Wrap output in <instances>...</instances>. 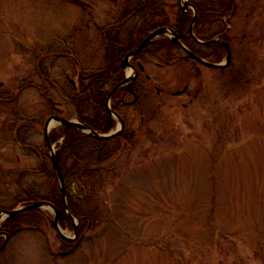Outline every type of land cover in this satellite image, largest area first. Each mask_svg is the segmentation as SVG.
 I'll return each instance as SVG.
<instances>
[{
	"label": "rangeland",
	"instance_id": "obj_1",
	"mask_svg": "<svg viewBox=\"0 0 264 264\" xmlns=\"http://www.w3.org/2000/svg\"><path fill=\"white\" fill-rule=\"evenodd\" d=\"M87 1L95 6L92 15L71 0H0V156L14 169L3 180L7 205L20 191L16 155L19 168L41 166L38 153L15 147V126L24 125L21 138L49 154L32 120L40 116L44 125L54 114L37 64L54 62L52 76L64 93L57 85L52 94L66 118L75 109L62 96H74L65 74L77 80L80 68L72 71L65 56L73 52L89 71L104 64L100 32L85 23L104 19L113 7ZM236 1L225 73L187 60L164 69L152 62L165 85L189 83L199 95L160 98L152 90L142 99L132 120L134 141L103 166L96 193L85 202L98 215L90 231L71 252L49 223L23 231L9 238L0 264H264V0ZM33 83L42 88H30ZM162 99L168 106H159ZM38 181L48 188V180ZM72 226L62 227L68 237Z\"/></svg>",
	"mask_w": 264,
	"mask_h": 264
},
{
	"label": "trees",
	"instance_id": "obj_2",
	"mask_svg": "<svg viewBox=\"0 0 264 264\" xmlns=\"http://www.w3.org/2000/svg\"><path fill=\"white\" fill-rule=\"evenodd\" d=\"M198 12V18L194 24V32L198 38L203 41L213 40L219 37L221 40L229 42L230 36L228 34V21H224L225 18L230 17L236 12L235 0H191ZM142 14L146 10L139 11ZM179 18L175 20L174 25H171L170 21L164 19L161 24L171 25L176 31L178 38L188 48H190L195 54L206 59H217L220 61L225 56V49L221 44L215 43L205 45L199 43L194 39L191 33V23L193 20V12L185 13L183 9L180 11ZM157 20L153 19L152 27L149 31L156 29L161 24H157ZM149 25L146 21L143 26L139 29V34L147 32V26ZM216 26L218 29L212 33V29ZM146 35V34H145ZM140 37L136 40V45L140 41ZM135 44V43H134ZM159 44L158 50L165 49L168 54V58L172 57V51L177 45L170 39H164L160 41H154L150 44L144 52L149 48H155ZM182 49L180 48V51ZM183 51V50H182ZM184 52V51H183ZM185 54V52H184ZM186 60L194 61L190 56L186 55ZM92 75V74H91ZM44 85L43 88L49 90V83H41ZM28 85L30 88H42L40 85L36 86ZM58 85V83H57ZM81 85V84H80ZM79 85V90L72 88L73 92H80L73 98L62 94L65 102H68L75 106L76 116L80 118L84 123L90 125L93 129L100 133L109 132L116 124V121L108 114L105 110V100L114 84H102L99 82L82 83ZM59 87V85H58ZM54 88L47 93L49 97L53 96ZM59 91H62V87H59ZM12 97H18L20 92L14 90ZM46 95V96H47ZM118 94H116L117 96ZM4 99L0 98V102L5 103ZM16 100L13 99L11 102ZM56 101V100H55ZM124 115L126 111H118ZM25 118V116L23 117ZM39 124L40 130H37L39 135L43 134L44 125L40 123V116H35L32 119ZM127 121V120H126ZM127 126L123 132L111 139H97L93 136L85 134L81 129L72 127L67 131L65 127L59 126L54 128L50 135V141L56 143V154L59 163L62 168L66 189H67V202L70 211L78 218H80V224L78 226L79 237L73 242H67L63 240L58 234L62 241L63 247H66L69 252L72 251L74 244L78 243L81 238L86 235L90 228L96 221L98 215L96 211L87 212L85 202L88 201L95 193L98 187L99 174L102 173L103 166L108 163L112 156L118 154L123 145L130 144L134 141L136 132L130 127V121H127ZM24 125L17 124L14 128L15 135L12 137V141L15 147L22 145V148H30L33 153H38L41 160V166L39 169H30L28 167H20V162L16 161L15 164L18 166L16 173V185L20 188L19 193L12 196L10 205L6 204L8 196L3 194L5 179L4 176L7 172L14 171L12 162L9 165L2 166L0 164V210L4 209H15L20 205H29L36 201H46L54 205L60 211V225L62 227H69L71 225V218L68 215L62 189L52 164L50 155L42 154V148L35 144L28 143L25 139L20 136V131ZM62 141L60 142V140ZM40 148V149H39ZM45 151H49L48 145L45 142ZM24 151V150H23ZM49 162L51 163H48ZM29 177H32L30 180ZM45 178L49 181L47 189H44L43 182H39V179ZM91 213V214H89ZM95 214V215H94ZM49 223L54 227L51 219V215L41 209H34L20 213L12 218L7 219L1 225L0 231L7 233L10 238L18 235L23 231H40L42 225ZM55 228V227H54ZM89 230V231H88ZM88 231V232H87ZM87 232V233H86ZM4 241V238L3 240Z\"/></svg>",
	"mask_w": 264,
	"mask_h": 264
},
{
	"label": "flooded vegetation",
	"instance_id": "obj_3",
	"mask_svg": "<svg viewBox=\"0 0 264 264\" xmlns=\"http://www.w3.org/2000/svg\"><path fill=\"white\" fill-rule=\"evenodd\" d=\"M181 2L180 0H107L106 4L109 5V7H113V11L105 13V16H103L104 19L100 21L94 20L92 17H89L85 23L87 29H90L92 28V26H94L100 32L102 42L101 44L105 52V60L103 66L97 69H92L91 71L85 70L82 67L81 62L76 57V55L73 54V52H70V54H67L65 56V58L71 59L73 61L72 63L74 64V68L72 69V71H75L77 66L78 68H80L77 74V80L73 79L71 71H68L65 74V78L70 83L72 88L76 89V87L73 86V81H76V83H78L79 85H82V83L89 82H99L106 85L114 84V86L111 88L109 94L106 97L104 105L105 110L116 121V124L113 128H117L118 123L115 119V115L117 114L124 121V129L127 126V121H130V127L135 129L134 125L132 124V120L136 116L138 105L141 104L142 99L146 97L152 90H154L156 96L160 98H162V96L167 93H169L173 97H180L183 95H193L194 97H197L199 95V89H196V91L192 94V91L189 89V83H185L181 87H168L164 84L165 79L163 76H156L152 73V62L154 63L156 68L164 69L166 67L179 65L180 62L186 61V56L184 52L182 50L180 51V46L176 42L174 43L177 45V47H175V49L172 51L173 56L170 58L166 56L168 52L165 49L158 50V47L161 46H159V44H157L155 48H149L146 50V52L143 53V51H145V49L154 41L170 39L167 35L160 36L154 39L152 42L146 45L145 48L138 55L131 56L126 59L128 54L136 50L137 47L141 44V42L152 32L167 27L173 29L171 25H174L175 20L179 18L178 16H180V11L182 9L185 13L193 12V15L196 14L193 7L194 3L191 0L186 3V7L182 6ZM234 2L236 4L237 11V1L235 0ZM70 3L76 7L88 10L89 15H92L91 10L95 9V6L91 5V3H89V1L87 0H71ZM143 9L146 10L144 14L139 12ZM233 15H231L230 18ZM153 19L157 20L156 25L161 24L164 19L169 20L171 25L161 24L162 26H159L156 29L149 31L152 27ZM228 19L229 17H227V19L225 18L224 21L227 22ZM146 21H148L149 23V25L147 26V32L144 34H139V29L143 26ZM230 28L231 27L228 28L229 31ZM138 37H140V41L136 45V40ZM229 43L231 45V38L229 40ZM41 55H44V53ZM208 60L211 61V63L220 64L223 62L224 57L220 61L212 58ZM192 62H195L196 64H201L203 66H209L216 70L219 69L222 71V73H225V71L230 68V66H210L196 60ZM54 68V62H52L51 65L48 64L47 67L42 68L41 66H39V64H37V75L41 82L50 84V91L54 88L53 91L54 93H56L55 88H57L58 79L55 76H52ZM198 72L200 73L199 68ZM173 81H176V79L174 78ZM116 86L119 87L110 98L109 105L111 112H109L107 100L110 93ZM38 89L40 88L38 87ZM184 89L186 90L184 92H181ZM49 90L47 87L42 90L41 93L46 96ZM73 93L75 96L80 92L76 91ZM116 94L118 95L116 96ZM53 96L55 97V95ZM46 98L48 100L53 99L52 96L49 97L48 95L46 96ZM68 104L70 107L75 109V114L71 116L67 115V117L69 119L78 118L76 116L77 110L75 106L70 103ZM166 104V100L164 101V99H162V102L159 104V106H168ZM53 109L54 114H64L61 103L54 104L53 102ZM118 111L126 112L124 115H122ZM4 143L5 141L1 139L0 145L1 147L5 148ZM16 157V161L20 162L19 155H16ZM0 164L2 166H5L7 164V159L3 158V156H0Z\"/></svg>",
	"mask_w": 264,
	"mask_h": 264
},
{
	"label": "water",
	"instance_id": "obj_4",
	"mask_svg": "<svg viewBox=\"0 0 264 264\" xmlns=\"http://www.w3.org/2000/svg\"><path fill=\"white\" fill-rule=\"evenodd\" d=\"M196 19H197V13L195 14V17H194V19H193V21L191 23V31H192V33H193V27H194V23H195ZM168 30H169L168 28H161V29H158V30L152 32L151 34H149L141 42V44L137 47L136 50H134L133 52L128 54L126 59L128 57L138 55L145 48L146 45H148L150 42H152L154 39H156L160 35H167L168 34L167 33ZM171 31L173 32V35H172L173 41H175L180 47H182L188 53V55H190L195 60H197V61H199L201 63H204L206 65L216 66V67H222V66L226 67V66L230 65V63L232 61V51H231L230 45L227 42L222 41V40H218V39L212 40V41H206V42L200 41L195 36V34L193 33V37L199 42H202V43H205V44L220 43V44H222L225 47V49L227 51V61L224 62V63H221V64H214V63L208 62V61L200 58L196 54H194L188 47H186L178 39L177 33L174 30H172V29H171ZM72 83L76 87H78V83H76V81H73ZM118 87L119 86H116L112 90V92L110 93V95L108 97L107 105H108V108H109V112H111L110 111V105H109L110 98H111L112 94L118 89ZM185 90L186 89L182 90L181 92H184ZM117 117L120 119L121 127L119 129H117L116 131L108 133V134H101V133L97 132L96 130L92 129L90 126L82 123L81 121L67 120V119H65V118H63V117H61L59 115H54V116L50 117L47 120L46 124H45V138H46V141H47V143L49 145V148H50V151H51V154H50L51 155V159H52V162H53L57 177H58L60 185H61L65 209H66L68 215L70 216V218L72 220H74V219L77 220V223L74 222V225H73V227H74L73 228L74 229V235H75L73 238L68 237L63 232V230L60 227V224H59L60 211H59V209L56 208L51 203L46 202V201H36V202H33V203L29 204V205H26V206H23V207H19V208L13 209V210H3V211L0 212V223L5 221V220H7V219H9V218H12V217H14V216H16V215H18L20 213H23L25 211L34 210V209H51L54 212L53 224H54L56 230L58 231L59 235L61 236V238H63L65 241H73V240L77 239L78 238V229L77 228H78V225H79V222H80V218H76L73 215V213L70 211V209H69L68 202H67V189H66V184H65L62 168H61V165H60L59 160L57 158L54 145L49 140V133L56 126V124H60V125H64L66 130H68V128H70V127H77L79 129H81L83 132H85V133H87V134H89V135H91L93 137H96V138H99V139H108V138H112V137L118 136L121 133V131L123 130V128H124V121L122 120V118L119 115H117ZM8 239H9V237L7 236V239H6L5 243L3 244V246L0 248V251L6 247V245L8 243Z\"/></svg>",
	"mask_w": 264,
	"mask_h": 264
},
{
	"label": "bare ground",
	"instance_id": "obj_5",
	"mask_svg": "<svg viewBox=\"0 0 264 264\" xmlns=\"http://www.w3.org/2000/svg\"><path fill=\"white\" fill-rule=\"evenodd\" d=\"M167 33L172 34V31L171 30H168Z\"/></svg>",
	"mask_w": 264,
	"mask_h": 264
}]
</instances>
